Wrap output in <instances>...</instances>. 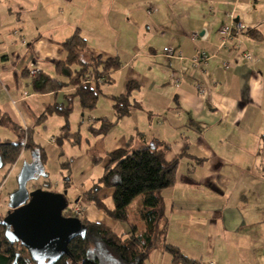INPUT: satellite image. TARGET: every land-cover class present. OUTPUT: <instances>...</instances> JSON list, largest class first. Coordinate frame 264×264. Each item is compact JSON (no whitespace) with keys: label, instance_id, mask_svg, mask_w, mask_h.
<instances>
[{"label":"crops","instance_id":"0c3cea01","mask_svg":"<svg viewBox=\"0 0 264 264\" xmlns=\"http://www.w3.org/2000/svg\"><path fill=\"white\" fill-rule=\"evenodd\" d=\"M73 1L0 0V110L16 128L3 127L15 136L13 141L21 140L24 145L9 167L7 179L0 181V195L9 180L12 187L6 192L11 198L23 180L29 191L66 190L67 200L70 194L74 202L78 198L89 205L85 211L89 218L117 233L127 232V223L113 221L85 200L81 193L99 177L93 181L90 176L83 178L84 174L91 170L94 160L102 158L101 176L106 155L114 149H131L158 140L167 146L166 160H177L174 184L158 192L163 214L160 226L163 221L167 226L165 243L201 264H264V170L259 154L264 134V0L162 3L167 25L176 21L183 40L168 29L163 36L171 38L169 44L181 51L182 58L165 57L149 47L144 57H160V65L169 69L163 80L147 76L148 65L142 73L120 62L107 81L93 82L98 96L110 102V118L82 108L73 86L34 92L32 76L26 74L33 67L60 77L55 67L65 57L61 43L76 29L82 35L79 23L70 20L74 11L79 12ZM232 10L234 20L241 21L245 30L219 48V29L229 22ZM249 30L257 31L260 38L252 37ZM194 33L198 36L192 40ZM242 50L253 59H243ZM200 51L214 55L206 64L193 67L190 59ZM97 55L118 58L86 41L83 57ZM223 61L232 65L226 69ZM177 74L182 75V81L175 86L173 77ZM128 81L138 84L129 96L134 105L128 115L118 118L112 98L125 93ZM196 84L207 91L198 94ZM69 98L72 111L66 118L54 106H66ZM76 118L86 124L84 129L72 127ZM103 119L113 123L108 132L91 133L90 127L99 128ZM66 122L70 133H80L77 143L71 139L56 141ZM84 134H91L98 151L92 152L88 143L81 149ZM51 138L55 141L50 142ZM52 174L59 179L49 180ZM97 195L104 205L113 206L114 189L101 187ZM139 201L136 196L128 202L132 223L133 210L134 219L139 218ZM10 203L11 199L3 203L0 217L11 210ZM145 264L174 263L160 243L150 250Z\"/></svg>","mask_w":264,"mask_h":264},{"label":"trees","instance_id":"16d2710c","mask_svg":"<svg viewBox=\"0 0 264 264\" xmlns=\"http://www.w3.org/2000/svg\"><path fill=\"white\" fill-rule=\"evenodd\" d=\"M255 39L260 38L257 31L249 30ZM65 53L63 60L55 67L56 78L42 71H37L31 78L34 92L45 93L57 91L64 87L76 88L74 95L79 98L82 108H94L98 90L92 83L107 81L109 74L118 69L121 63L118 58L90 56L84 59L86 40L76 29L62 43ZM30 75V69L26 70ZM138 88L134 81L126 83L124 94L113 97V110L120 118L128 115L134 104L129 101L130 93ZM71 98L64 107L54 106L67 118L72 111ZM49 111V110H48ZM45 115V114H44ZM0 125L16 128L9 118L0 110ZM113 123L102 120L99 128L90 127L93 134H105ZM71 139L77 143L80 133H70L68 123L62 127L57 142ZM23 141H9L0 139V159L4 163H14L17 159ZM166 144L158 140L143 142L135 148H118L107 153L102 175L83 195L85 200L102 210L110 219L116 222L127 223L130 228L127 232L117 233L109 226L99 221H93L86 216L80 217L85 233L74 237L67 246L66 252L59 255L52 262L34 260L20 241L10 238L6 226L1 223L0 217V264H145L150 250L157 244H163L164 249L171 255L174 264H201L182 254L178 247L165 243L166 221L160 226L163 214L160 209V190L172 186L175 182L177 160H166L164 156ZM264 170V134L262 146L259 150ZM102 161V158L94 160ZM101 187L114 189L113 206L104 205L98 198L97 192ZM139 196L136 212L142 221V230L128 219V202ZM77 199V198H76ZM17 255V257H16Z\"/></svg>","mask_w":264,"mask_h":264},{"label":"rangeland","instance_id":"374dc122","mask_svg":"<svg viewBox=\"0 0 264 264\" xmlns=\"http://www.w3.org/2000/svg\"><path fill=\"white\" fill-rule=\"evenodd\" d=\"M165 1L166 0H74L73 5L74 7L77 5L79 6V12L74 11L73 18L71 15L70 20L75 24L79 23L82 35L89 46H99L103 51L118 56L121 63L127 62V65L138 68L142 73L146 71L143 67L148 65L149 70L147 76L155 77V80L161 81L166 76L165 70L169 69L166 66L164 67L163 65H160L163 61L160 60V57L145 58L144 53H146L149 47H152L156 50V53H160L161 55L163 54L164 45L167 47H173L168 42L171 38L163 36L164 33L167 32V29L169 33L175 32L174 36L176 38L177 36L180 37L179 41L183 40V37H181L180 34V26L176 21L167 25L168 15L167 12L163 10L162 5ZM166 2L169 4H176L177 0H167ZM178 12L179 10L176 11V13ZM161 24H164V26ZM134 54L135 56H133ZM89 58L90 57H86L84 59L88 60ZM111 110L112 108L107 97L98 96L96 105L91 110V113L95 116L105 115L110 118L109 115ZM71 125L73 128L80 127V129H84L86 126V124L79 123V118L72 120ZM0 138L10 141L15 140V136L1 125ZM91 138V134H84V136H82L80 143L81 149H83L88 143L92 152L98 151L97 146H95L96 143L93 142ZM23 146L24 145H22V147ZM74 148L78 149V147ZM9 167H11L10 163H4L0 168V181H2L1 179H3V177H6L5 179H7L9 175ZM51 172L54 173L53 169H51ZM89 176L93 181H96L97 178L100 177V162L92 163L91 170L86 172L83 178ZM50 179L55 181L59 178H55L52 174V177L50 176L49 180ZM10 183L11 181L9 180L8 183L5 184L6 190L12 187V184ZM78 185L81 186L80 183ZM86 185H89L88 182ZM6 190L0 195V213L4 211V207L2 206L3 203L5 201H10L11 199V194H7ZM98 193L99 191L97 194ZM81 194L83 195V193ZM67 198L68 205L63 210L64 216L78 218L86 216L89 218L85 214V211H87L89 207V205L86 206V202H82L80 205V212L75 213L70 209L74 205V199L70 194ZM91 205H93L91 208H97L94 204ZM131 215H133L132 220L135 221L134 223H137L138 229L141 230L143 227L142 221L138 217L134 219V210L131 212ZM89 219L95 221L94 219Z\"/></svg>","mask_w":264,"mask_h":264},{"label":"water","instance_id":"95a60500","mask_svg":"<svg viewBox=\"0 0 264 264\" xmlns=\"http://www.w3.org/2000/svg\"><path fill=\"white\" fill-rule=\"evenodd\" d=\"M2 165L0 159V168ZM25 182L21 181L12 194L11 210L1 223L10 238L20 241L34 260L52 262L66 252L74 237L85 233V228L78 217L63 215L68 205L66 190L35 188L29 191ZM15 263L16 258L12 264Z\"/></svg>","mask_w":264,"mask_h":264},{"label":"built area","instance_id":"2783aa9c","mask_svg":"<svg viewBox=\"0 0 264 264\" xmlns=\"http://www.w3.org/2000/svg\"><path fill=\"white\" fill-rule=\"evenodd\" d=\"M228 18L229 22L227 24H224L220 27L219 29V34H220V42H219V48L225 46V44L231 40H233L236 36L241 34L245 30V26L241 21H236L234 20V10L228 13ZM198 34L194 33L191 35V39L197 38ZM163 54L166 57H175V58H182V53L176 48L173 47H167L165 46L163 48ZM214 54H209L206 51H200L197 54H195L191 59V64L193 67H198L206 64L209 58H211ZM240 56L243 59H246L248 61L252 60L253 57L248 51H240ZM222 65L224 68H229L232 64L229 61H223ZM37 72V69L31 67L30 68V74L33 75ZM182 81V75L177 74L173 77V82L175 86H178ZM196 90L198 94H204L206 89L203 85L196 84L195 85ZM50 142H54L55 140L51 138L49 140ZM82 202L77 198V200L74 202V205L70 208L73 210L75 213L80 212V205Z\"/></svg>","mask_w":264,"mask_h":264}]
</instances>
